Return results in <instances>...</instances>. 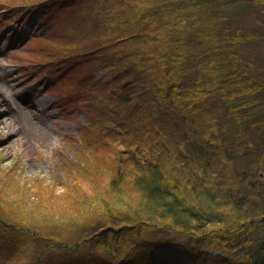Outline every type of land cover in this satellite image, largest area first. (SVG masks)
I'll return each instance as SVG.
<instances>
[{
    "label": "trees",
    "instance_id": "1",
    "mask_svg": "<svg viewBox=\"0 0 264 264\" xmlns=\"http://www.w3.org/2000/svg\"><path fill=\"white\" fill-rule=\"evenodd\" d=\"M82 7L74 18L92 24L100 65L123 80L117 108L101 100L116 126L97 134H123L121 167L140 199L131 214L150 229L90 222L70 237L100 251L73 244L62 262L190 264L210 248L220 264H264V0H97L78 16ZM66 238L57 245L70 248Z\"/></svg>",
    "mask_w": 264,
    "mask_h": 264
},
{
    "label": "rangeland",
    "instance_id": "2",
    "mask_svg": "<svg viewBox=\"0 0 264 264\" xmlns=\"http://www.w3.org/2000/svg\"><path fill=\"white\" fill-rule=\"evenodd\" d=\"M0 3L13 12L12 18L9 15L5 18L7 11L0 8V73L7 80L0 79V118H3L0 205L6 212L0 215V223L8 221L14 229L29 231L21 239L22 236L6 233L0 224L3 252L0 264H42L46 253L49 257L44 264H65L60 256L69 254L73 244L83 252L100 251V245L94 241H83L81 235L72 238L71 232L76 235L81 226L96 220L102 223L118 220L111 216L119 217V222L114 221L118 229L124 227L123 223H134L137 232H147L144 230L150 228L139 227L140 222L131 214L138 208L140 199L131 174L121 167V162L130 160L121 143L123 134L114 138L97 134L103 132L106 123L112 128L116 126L104 118L117 116V111L106 115L102 108L106 104L101 100L108 97L117 108L111 94H117L123 84L122 79L114 77L120 67L105 73L102 65L99 66L102 55L90 37L93 32L88 19L74 18L79 6L83 5L78 13L81 16L97 0H0ZM24 3H27L23 7L26 11H14L19 6L13 4ZM120 49V44L114 43V52L119 53ZM85 51L92 54L86 60L69 57L54 65L50 59ZM91 69L96 70L88 79ZM14 86H24L35 93L32 99L45 109L40 115L44 125L41 118L15 105ZM7 106L13 113L22 115L21 124L15 126L14 132ZM93 136L98 143L91 142ZM164 231L167 238L170 231ZM65 237H69L63 240L71 244L70 248L57 245L56 240ZM16 242L18 246L13 249ZM205 251L189 263L220 264L215 258L220 252L210 248ZM177 261L164 260L162 264H178Z\"/></svg>",
    "mask_w": 264,
    "mask_h": 264
},
{
    "label": "bare ground",
    "instance_id": "3",
    "mask_svg": "<svg viewBox=\"0 0 264 264\" xmlns=\"http://www.w3.org/2000/svg\"><path fill=\"white\" fill-rule=\"evenodd\" d=\"M0 79L7 81L5 75L1 74V73H0ZM15 93L17 96L16 98H14V102H16L15 105L19 106L20 108H23L29 114H33V115L41 118L40 115L44 112L45 109L44 108H38L36 106V104H34V102H33V104L27 103L28 98H30L31 92H28V90L26 88L16 87ZM16 99L18 100V102L16 101ZM6 108H8V111H7L8 115L7 116H8V118H10L12 120V122H10L12 124V126H10V127H11V130L14 132L15 126L17 128L18 125L21 124L22 115H19L16 112L13 113L11 110L12 108L10 106H7ZM21 114H23V113H21ZM40 120H41V123L44 125V120H42V118ZM1 122H3V118H0V123ZM2 127H4V126H2Z\"/></svg>",
    "mask_w": 264,
    "mask_h": 264
}]
</instances>
